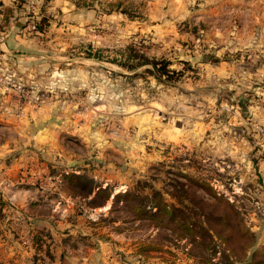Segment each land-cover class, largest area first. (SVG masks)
<instances>
[{"label":"rangeland","instance_id":"374dc122","mask_svg":"<svg viewBox=\"0 0 264 264\" xmlns=\"http://www.w3.org/2000/svg\"><path fill=\"white\" fill-rule=\"evenodd\" d=\"M0 94V264H51L57 223L127 264H264V0H0Z\"/></svg>","mask_w":264,"mask_h":264},{"label":"crops","instance_id":"0c3cea01","mask_svg":"<svg viewBox=\"0 0 264 264\" xmlns=\"http://www.w3.org/2000/svg\"><path fill=\"white\" fill-rule=\"evenodd\" d=\"M9 17H5V22L15 24L8 20ZM15 28V26H11L10 30H8L3 41L5 48H8L9 45L15 42L16 37H19L20 41H23L21 35L17 32L18 30ZM19 31L21 32L22 30L19 29ZM2 100V95L0 94V114H3L2 119L0 118V127H6L4 119L6 104ZM16 144L0 140V191L3 197L1 198L3 201L8 202L9 207L13 203L10 202L12 201V192H23V183L21 182L23 180V153L17 154L16 152L15 154L16 149H21L22 146L19 145L17 148ZM12 188L16 189L12 191ZM30 204L31 202L29 201H21V205L24 208ZM27 221L29 225H33V222H38L36 217H27ZM59 224H55L56 228H51V264H127L124 263L122 254L119 252L116 243L98 241L93 246V243L91 244L90 242V237L73 234L70 226L65 224L62 228ZM80 240H83L85 243ZM34 254L35 249L23 250V264H33L31 257Z\"/></svg>","mask_w":264,"mask_h":264},{"label":"trees","instance_id":"16d2710c","mask_svg":"<svg viewBox=\"0 0 264 264\" xmlns=\"http://www.w3.org/2000/svg\"><path fill=\"white\" fill-rule=\"evenodd\" d=\"M154 64V63H153ZM164 210V207L162 208Z\"/></svg>","mask_w":264,"mask_h":264}]
</instances>
